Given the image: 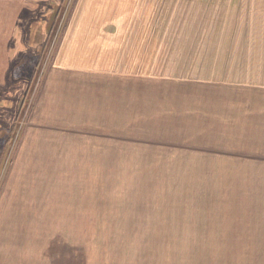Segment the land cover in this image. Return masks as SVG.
<instances>
[{
  "label": "rangeland",
  "instance_id": "obj_1",
  "mask_svg": "<svg viewBox=\"0 0 264 264\" xmlns=\"http://www.w3.org/2000/svg\"><path fill=\"white\" fill-rule=\"evenodd\" d=\"M74 1L0 0V256L264 264V127L240 129L257 152L234 150L232 123L216 113L231 101L215 100L231 97L220 85H232L234 58L264 56V0H150L153 10L146 1L162 37V64L150 72L176 80L146 78L123 92L108 80L107 126L87 128L90 142L67 155L58 143L68 134L57 109L62 89L51 72Z\"/></svg>",
  "mask_w": 264,
  "mask_h": 264
},
{
  "label": "crops",
  "instance_id": "obj_2",
  "mask_svg": "<svg viewBox=\"0 0 264 264\" xmlns=\"http://www.w3.org/2000/svg\"><path fill=\"white\" fill-rule=\"evenodd\" d=\"M146 1L150 0L74 1L51 72V78L55 77L58 81L57 91L64 89L57 109L60 111V119L62 118L61 121L58 120L62 123L59 126L64 129L65 134L68 133L58 140L64 146L65 154L79 155L77 145L83 144L84 140L90 142L91 135L86 131L87 128L107 126L103 121H106L108 113V80L121 83V87L112 89L117 92H123L128 85L141 84L146 78H157L158 81L159 78L176 80L150 72L151 65V71L156 73L162 64V37L154 24V11H149L146 17ZM126 3L131 7L127 8L128 12H125ZM148 5H152L148 9L153 10L154 4L149 2ZM157 8L159 9L158 6ZM131 13L135 14L133 18H129ZM263 57L249 54L234 58L232 85H226L229 82L219 83L220 86L232 88L231 97L230 94L216 93L215 98L216 104L223 106L231 101L232 110L227 105L216 110V113L222 114L226 125L232 123L233 149L246 154L257 152V148L250 141V136H239L240 129L253 134L254 129L264 127L263 117L260 118L261 114L256 113V107L260 105L262 108L257 111L264 113ZM128 65H132L131 68ZM70 96L78 101L73 102ZM100 98L105 103L99 109ZM215 120L217 126L219 119ZM41 126L46 128L48 124ZM33 133L31 131L30 135H34ZM32 143L38 144L36 140ZM66 144L73 146L68 148ZM238 144H244L245 147L238 150ZM0 264H16L15 257L11 259L9 253H3Z\"/></svg>",
  "mask_w": 264,
  "mask_h": 264
},
{
  "label": "trees",
  "instance_id": "obj_3",
  "mask_svg": "<svg viewBox=\"0 0 264 264\" xmlns=\"http://www.w3.org/2000/svg\"><path fill=\"white\" fill-rule=\"evenodd\" d=\"M63 1L65 3L67 0H63ZM60 12H61V8L57 11V13L55 15V23H53V26L51 27L52 29H51L50 32H53L54 28L56 27V25H57L56 23H57V21L59 20V17H60ZM48 43L49 42L45 43V45L43 47V51H42L41 57H39L38 60H34L35 61V63H34V70H32V78H33L32 80L33 81H34V79H35V77H36V75L38 73L37 71H38V69H39V67L41 65L42 59L44 58V55L46 54V51H47V48H48ZM28 94L29 93H27L25 95V97H24L23 103L21 105L20 113H22V111H23V109H24V107L26 105V101H27ZM11 137L12 136H10V137L7 136L6 138H4L2 140V143L5 146V147L3 146L4 149H7V148L9 149L10 148V144H11V141H12V138Z\"/></svg>",
  "mask_w": 264,
  "mask_h": 264
}]
</instances>
